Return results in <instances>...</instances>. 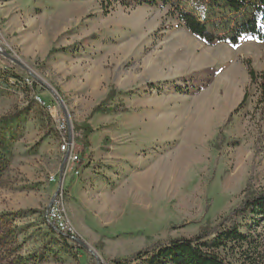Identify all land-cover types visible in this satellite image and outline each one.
<instances>
[{"label": "rangeland", "instance_id": "1", "mask_svg": "<svg viewBox=\"0 0 264 264\" xmlns=\"http://www.w3.org/2000/svg\"><path fill=\"white\" fill-rule=\"evenodd\" d=\"M108 7L0 0V69L26 88L0 86V264H110L211 231L245 189L264 188L261 108L249 97L229 118L247 88L246 60L264 65V41L206 45L167 6ZM207 67L218 73L199 92L169 86ZM54 203L78 255L47 229ZM41 247L52 251L38 261Z\"/></svg>", "mask_w": 264, "mask_h": 264}, {"label": "trees", "instance_id": "2", "mask_svg": "<svg viewBox=\"0 0 264 264\" xmlns=\"http://www.w3.org/2000/svg\"><path fill=\"white\" fill-rule=\"evenodd\" d=\"M183 2L189 4L190 10L182 6ZM114 3L125 7L167 6L187 32L206 45L225 42L237 47L246 39L264 41V0H100L105 9ZM215 15L218 17L208 22V18ZM245 66L249 79L247 88L239 104L229 113V118L245 106L249 97L254 102V110L260 107L264 117V65L260 71H256L247 59ZM201 73L203 75L200 78L190 79L183 87L176 83H169V86L179 93H197L212 82L218 71L214 67H207ZM18 78L7 68L0 69L1 87L20 90L23 86ZM10 80L14 82L10 84ZM151 87L163 89L155 84ZM82 133L84 138L80 141L87 146V132ZM4 142L0 138V174L7 162L4 156L7 146ZM80 159L78 155L79 162ZM258 228L261 230L258 231ZM47 229L54 241L73 248L76 255L82 252L83 248L76 240H73L72 245L68 242L72 236L58 232L51 223H47ZM51 251L41 247V255L35 256L40 261ZM110 264H264V188L252 189L249 186L245 189L240 203L211 231L161 241L131 255L115 257Z\"/></svg>", "mask_w": 264, "mask_h": 264}, {"label": "built area", "instance_id": "3", "mask_svg": "<svg viewBox=\"0 0 264 264\" xmlns=\"http://www.w3.org/2000/svg\"><path fill=\"white\" fill-rule=\"evenodd\" d=\"M12 82V80H10ZM39 103H45L42 101L40 98L37 99ZM42 103V104H43ZM61 129L64 130L65 128L64 125L62 124L60 126ZM63 143H62V149H65L67 147L68 150H70V140L68 134H64L63 136ZM74 160H78V156L74 155L73 157ZM46 218L48 221L53 222L56 229L62 233L68 234L69 236H72V230L68 227L67 225V220L63 216L62 210L59 208L58 203H54L49 208L46 210Z\"/></svg>", "mask_w": 264, "mask_h": 264}, {"label": "water", "instance_id": "4", "mask_svg": "<svg viewBox=\"0 0 264 264\" xmlns=\"http://www.w3.org/2000/svg\"><path fill=\"white\" fill-rule=\"evenodd\" d=\"M65 159H66V157H65ZM61 173H62V171H61ZM61 173H60V176H61Z\"/></svg>", "mask_w": 264, "mask_h": 264}, {"label": "bare ground", "instance_id": "5", "mask_svg": "<svg viewBox=\"0 0 264 264\" xmlns=\"http://www.w3.org/2000/svg\"><path fill=\"white\" fill-rule=\"evenodd\" d=\"M227 77H228V75H227ZM231 79V78H230ZM234 79V78H233ZM235 81V80H234Z\"/></svg>", "mask_w": 264, "mask_h": 264}]
</instances>
